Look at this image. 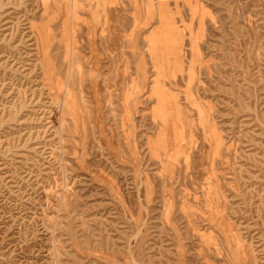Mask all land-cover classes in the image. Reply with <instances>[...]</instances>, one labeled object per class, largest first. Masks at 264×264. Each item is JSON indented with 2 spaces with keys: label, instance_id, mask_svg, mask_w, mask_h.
<instances>
[{
  "label": "rangeland",
  "instance_id": "rangeland-1",
  "mask_svg": "<svg viewBox=\"0 0 264 264\" xmlns=\"http://www.w3.org/2000/svg\"><path fill=\"white\" fill-rule=\"evenodd\" d=\"M0 264H264V0H0Z\"/></svg>",
  "mask_w": 264,
  "mask_h": 264
}]
</instances>
